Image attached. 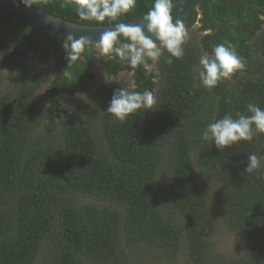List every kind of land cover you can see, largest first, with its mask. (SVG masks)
Segmentation results:
<instances>
[{
	"label": "trees",
	"instance_id": "trees-1",
	"mask_svg": "<svg viewBox=\"0 0 264 264\" xmlns=\"http://www.w3.org/2000/svg\"><path fill=\"white\" fill-rule=\"evenodd\" d=\"M30 3L70 22L101 25L80 20L64 0ZM152 3L137 0L102 25L138 20ZM197 9L199 31L211 33L199 43L186 40L182 58L168 64L165 52L149 61L150 70L103 62L107 78L131 73L134 91L157 97L155 110L124 122L105 113L113 90L125 88L119 83H99L82 102L87 113L66 116L56 100L88 92L95 45L67 80L64 39L0 16V70L12 80L0 75V264H264V165L244 174L248 154L264 156V134L223 151L201 140L203 128L226 113L248 114V103L264 109V0H214L215 17L229 25L214 22L207 0ZM196 15L191 10L180 20L189 28ZM225 41L245 70L211 91L194 88L199 57ZM221 232L240 241L239 254L218 255L209 238Z\"/></svg>",
	"mask_w": 264,
	"mask_h": 264
},
{
	"label": "clouds",
	"instance_id": "clouds-1",
	"mask_svg": "<svg viewBox=\"0 0 264 264\" xmlns=\"http://www.w3.org/2000/svg\"><path fill=\"white\" fill-rule=\"evenodd\" d=\"M26 6L30 0H22ZM137 4V0H64V7H73L77 17L83 21H95L104 24L106 20L115 21L118 17L128 14ZM173 0H153L152 6L143 14L139 23L113 24L110 30L104 31L95 47L100 49V55L127 64L135 69L143 66L150 68L149 61L158 62L167 52L169 58L180 59L185 55V42L189 38L188 30L182 20L173 19ZM93 43L86 36L74 37L68 34L63 41L67 61L62 76L73 79L71 69L78 62L83 63V53L86 47ZM246 63L235 47L228 41L217 44L212 51L204 52L193 68V87H203L211 91L221 81L230 80L237 72H243ZM157 97L152 91L144 92L118 87L113 90L106 109L113 119L124 122L130 114L143 109L145 112L155 110ZM69 109V113H71ZM248 114L236 113L234 119L230 113L223 118L208 123L201 132V140L211 141L223 151L242 141H252L259 134H264V109L254 103L246 104ZM247 167L244 174H252L264 165V156L255 153L246 156Z\"/></svg>",
	"mask_w": 264,
	"mask_h": 264
},
{
	"label": "water",
	"instance_id": "water-1",
	"mask_svg": "<svg viewBox=\"0 0 264 264\" xmlns=\"http://www.w3.org/2000/svg\"><path fill=\"white\" fill-rule=\"evenodd\" d=\"M202 1L204 0H177L173 3V19L185 17L191 10H196ZM207 1L209 12L214 22L229 25V22L220 21L215 17L213 11L214 0ZM0 16L12 18L40 32L61 39H64L68 34H72L76 38L86 36L93 42L91 45H95V42H98L100 35L104 31L113 27V25L93 26L70 22L15 0H0ZM140 20L141 18L125 24L139 23Z\"/></svg>",
	"mask_w": 264,
	"mask_h": 264
},
{
	"label": "rangeland",
	"instance_id": "rangeland-1",
	"mask_svg": "<svg viewBox=\"0 0 264 264\" xmlns=\"http://www.w3.org/2000/svg\"><path fill=\"white\" fill-rule=\"evenodd\" d=\"M197 15L196 19L193 22V24L190 25L189 28H186L189 33V38L187 39L188 43H194L196 41L199 43L200 38L204 35V32L199 31L201 27V15L196 9ZM262 25H261V31L264 30V17H261ZM195 44V43H194ZM95 57H96V65L95 68L92 69L91 73L95 75V81L93 83L88 84V92L86 94L76 95L73 97H66L65 95H58L56 98L57 101L60 103V109L62 111H66L67 115L72 114H83L87 113V109L85 106L82 105V102H89L92 98V92L95 90L97 85L99 83L103 82H114L119 83L125 86V88H128L129 90H133V81L131 78V73H121L116 78H107L102 70V64L107 59V57L101 56L100 49L95 48ZM29 55L27 57L31 56V53H28ZM3 60V57L0 56V63ZM153 65L148 68L149 70L153 68ZM45 71L46 76V83L49 84L50 80L53 78V63L50 61L48 65H46L43 69ZM1 75V82L10 84L11 79L7 77L5 70H0ZM226 81V80H225ZM41 94V92L39 93ZM69 109H71V113H69ZM199 185H202L199 183ZM209 240L214 245V250L218 253L220 257H223L225 259H228V257H233L236 254H239L242 248V244L239 240L234 238L232 235L221 232L218 235L214 236L213 238L210 236ZM178 257H181L179 255ZM176 264H185L183 259H178Z\"/></svg>",
	"mask_w": 264,
	"mask_h": 264
},
{
	"label": "flooded vegetation",
	"instance_id": "flooded-vegetation-1",
	"mask_svg": "<svg viewBox=\"0 0 264 264\" xmlns=\"http://www.w3.org/2000/svg\"><path fill=\"white\" fill-rule=\"evenodd\" d=\"M199 13H200V12H199ZM203 32H204V35H209V34L211 33V31L208 30V29H207V30H204Z\"/></svg>",
	"mask_w": 264,
	"mask_h": 264
}]
</instances>
